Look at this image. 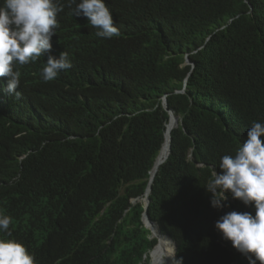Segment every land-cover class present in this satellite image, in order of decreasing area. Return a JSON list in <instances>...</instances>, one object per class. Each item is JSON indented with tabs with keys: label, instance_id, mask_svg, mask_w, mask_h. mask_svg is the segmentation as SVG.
<instances>
[{
	"label": "trees",
	"instance_id": "16d2710c",
	"mask_svg": "<svg viewBox=\"0 0 264 264\" xmlns=\"http://www.w3.org/2000/svg\"><path fill=\"white\" fill-rule=\"evenodd\" d=\"M59 3L51 55L67 52L73 67L45 82L41 56L17 65L15 93L0 92L7 238L34 264H161L143 198L168 140L149 219L182 264H248L214 225L254 208L226 193L214 209L205 188L264 123V0H105L119 31L111 39Z\"/></svg>",
	"mask_w": 264,
	"mask_h": 264
},
{
	"label": "clouds",
	"instance_id": "9594fccd",
	"mask_svg": "<svg viewBox=\"0 0 264 264\" xmlns=\"http://www.w3.org/2000/svg\"><path fill=\"white\" fill-rule=\"evenodd\" d=\"M72 5L73 14L85 17L88 25L97 30L96 36L111 39L119 35L105 0H69V6ZM63 10L59 0H0V92L15 93L21 78L17 65H27L41 56H47L41 69L45 82L73 67L67 52L51 55V41L59 26L57 15ZM218 167L220 172L212 171L205 188L211 194V207H224L227 193L255 211L228 212L214 227L245 256L248 264H264V123L253 122L234 154L223 155ZM12 219L0 212V264H34V256L23 244L7 238L11 236ZM157 230L163 237L158 227ZM151 236L157 239L152 232ZM174 257L176 260L175 249ZM175 264L182 261L176 260Z\"/></svg>",
	"mask_w": 264,
	"mask_h": 264
},
{
	"label": "water",
	"instance_id": "95a60500",
	"mask_svg": "<svg viewBox=\"0 0 264 264\" xmlns=\"http://www.w3.org/2000/svg\"><path fill=\"white\" fill-rule=\"evenodd\" d=\"M187 62H188V60H187ZM180 92H183V90L180 91ZM162 105H163L164 108H167V103H166L165 98L162 99ZM168 114H169V119L171 118L172 115L174 116V113L171 110H168ZM174 117H175V122H174L175 125H174V127H176L178 125V123H179V119L176 116H174ZM169 150H170V136H169ZM168 155H169V151H168ZM168 155H167V157H168ZM167 157H166V159H167ZM157 158H158V156H157ZM157 158H156V160H157ZM156 160H155L154 166H153V168H152V170L150 172V181H149V184H148L147 189L145 191V198L143 200L144 201V206H145V211L143 213V219H144L145 225L151 230V232H152V227L155 224L149 219L148 212H147V207H148V204H149V201H150L149 198H148V195L151 192V184L153 182V178H154L155 174L157 173L159 166L165 161L164 160L158 166H156ZM163 237L167 238L169 241H171L173 243L174 249H175V252H176V248H177L176 243L173 242V240L170 237H168V236H163Z\"/></svg>",
	"mask_w": 264,
	"mask_h": 264
},
{
	"label": "bare ground",
	"instance_id": "6f19581e",
	"mask_svg": "<svg viewBox=\"0 0 264 264\" xmlns=\"http://www.w3.org/2000/svg\"><path fill=\"white\" fill-rule=\"evenodd\" d=\"M170 121H171L170 122V129H171L175 125V123H174L175 122V117L173 115L171 116V120ZM167 148H168V140H166V142L164 144V147H163V150H162L160 156L158 157V159L156 161V166L159 165L160 160L162 158V155L166 152ZM154 228H155V226L152 227V233H153L154 236L157 237L158 244H159V249H158V253H157L158 258H164L165 257L164 258V263H166V264H175L174 254H172V253H170L168 251V247L167 248L165 247L166 241L169 242V240L167 238H165V237L159 236L158 233L154 230ZM166 249H167V253H166Z\"/></svg>",
	"mask_w": 264,
	"mask_h": 264
},
{
	"label": "rangeland",
	"instance_id": "374dc122",
	"mask_svg": "<svg viewBox=\"0 0 264 264\" xmlns=\"http://www.w3.org/2000/svg\"><path fill=\"white\" fill-rule=\"evenodd\" d=\"M164 247V246H163ZM165 247L167 248L168 247V249H171V248H173V243L171 242V241H166V243H165ZM174 249V248H173ZM166 253H167V249H166ZM150 262H151V264H153L154 262H152L151 260H150ZM175 262H176V260H175ZM154 264H156V263H154ZM164 264H166V263H164Z\"/></svg>",
	"mask_w": 264,
	"mask_h": 264
}]
</instances>
